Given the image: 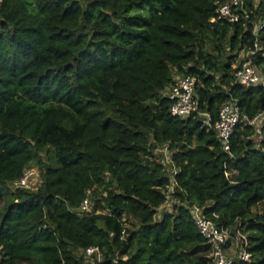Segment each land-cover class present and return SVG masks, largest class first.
Instances as JSON below:
<instances>
[{
  "label": "trees",
  "instance_id": "trees-1",
  "mask_svg": "<svg viewBox=\"0 0 264 264\" xmlns=\"http://www.w3.org/2000/svg\"><path fill=\"white\" fill-rule=\"evenodd\" d=\"M216 1L0 0V264H214L186 205L156 216L170 179L153 150L166 142L176 197L233 236L240 219L252 258L234 264H264V137L250 124L264 87L236 82L251 30L217 18ZM246 7L264 16V0ZM253 63L264 74V55ZM187 75L198 112L173 116L163 91ZM232 100L229 153L214 126ZM33 166L41 185L12 189ZM88 190L94 212L79 214Z\"/></svg>",
  "mask_w": 264,
  "mask_h": 264
},
{
  "label": "built area",
  "instance_id": "built-area-1",
  "mask_svg": "<svg viewBox=\"0 0 264 264\" xmlns=\"http://www.w3.org/2000/svg\"><path fill=\"white\" fill-rule=\"evenodd\" d=\"M215 5V11L219 14L217 18H226L232 23L243 22L246 28L251 30L252 46L241 56V62L235 65L236 82L244 87H264V74L253 63V58L257 54L264 55V45L260 39V33L264 29V16L255 19L256 17L252 16L253 10L246 7V0H217ZM197 82L196 76H177L175 82L167 86L163 91L164 96L171 101L169 111L173 116L185 118L194 112H198ZM201 115L206 116V122L211 124L210 116L207 113H201ZM219 117L214 130L220 138L224 149L231 153V139L236 125L241 121V110L238 102L232 100L223 103L219 111ZM250 124L254 126L264 124V110L257 113L250 121ZM153 151L154 156L166 167L170 179L165 201L157 209L156 216L161 217L164 210L171 212L175 205L184 204L190 210L199 231L213 246L211 257L214 264H234L240 261H251L252 254L248 250L249 240L247 235L239 228L242 226L241 220L237 219L239 226L237 236H233L230 226L209 218L201 206L191 201H180L175 195L177 185L175 175L179 172V168L173 159L170 142L156 146ZM226 175L228 176L229 174L226 173ZM41 183L42 178L39 170L36 167H28L25 169L23 176L12 181L10 186L14 190L19 188L34 189L40 186ZM94 203L93 192L88 190L82 205L76 211L79 214H91L94 212ZM213 215L216 218L219 217L217 213H213ZM82 253L88 259L97 257L98 260H101L102 258V253L98 247H87Z\"/></svg>",
  "mask_w": 264,
  "mask_h": 264
},
{
  "label": "rangeland",
  "instance_id": "rangeland-1",
  "mask_svg": "<svg viewBox=\"0 0 264 264\" xmlns=\"http://www.w3.org/2000/svg\"><path fill=\"white\" fill-rule=\"evenodd\" d=\"M28 3H34L35 0H26ZM256 127V137L259 138V139H262L264 137V131H263V128H264V124L262 125H259V126H255ZM34 167V166H33ZM37 168V167H36ZM38 169V168H37ZM135 221L133 220V218L131 217H126L125 218V223L127 226H130L132 225V223H134ZM18 264H31L29 262H18Z\"/></svg>",
  "mask_w": 264,
  "mask_h": 264
}]
</instances>
